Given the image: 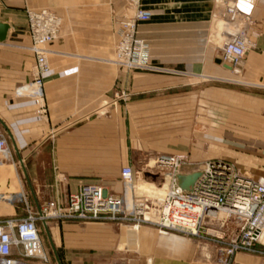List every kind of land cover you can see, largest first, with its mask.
I'll list each match as a JSON object with an SVG mask.
<instances>
[{
	"label": "crops",
	"instance_id": "1",
	"mask_svg": "<svg viewBox=\"0 0 264 264\" xmlns=\"http://www.w3.org/2000/svg\"><path fill=\"white\" fill-rule=\"evenodd\" d=\"M126 2L0 0V23L9 26L0 42V128L11 162L0 159V220L39 213L48 201L64 204L82 184L118 195L120 169L141 153L224 160L245 177L264 178V0H237L253 44L239 74L209 42L217 0H139L151 18L135 36L156 70L123 72L112 56ZM43 8L62 25L47 45L38 98L26 10ZM21 86L30 93L17 95ZM197 108L204 116L196 119ZM199 127L204 132L192 135ZM152 129L163 131L159 140L146 139ZM37 228L46 261L13 247L22 264H200V242L174 232L99 221H39ZM232 264H264V257L237 254Z\"/></svg>",
	"mask_w": 264,
	"mask_h": 264
},
{
	"label": "built area",
	"instance_id": "2",
	"mask_svg": "<svg viewBox=\"0 0 264 264\" xmlns=\"http://www.w3.org/2000/svg\"><path fill=\"white\" fill-rule=\"evenodd\" d=\"M127 1L133 14H124L120 21L112 62L127 73L154 71L146 45L135 36L137 24L149 21L151 12L141 8L139 0ZM216 3L217 13H222L221 61L239 74L245 54L253 46L248 37L251 19L239 10L237 0ZM26 24L31 40L28 50L35 58L31 87L42 98V75L49 71L47 45L58 38L62 19L46 8L27 9ZM29 88L21 86L15 92L23 96L30 93ZM0 156H10L1 128ZM194 172L200 173L194 185L187 191L181 189L177 177ZM147 174L168 176L166 190L152 191L151 186L162 188L148 182ZM116 182L122 186L118 195L104 185L82 184L67 195L64 204L52 200L39 213L27 210L25 218L0 220V264H22L12 257L13 247L20 249L23 258L46 261L40 251L39 221H99L135 229L149 226L159 233L174 232L203 242L216 250L219 264H232L237 254L264 257V178L245 177L224 160L195 163L185 155H160L138 166H123ZM228 221H234L236 227L229 230Z\"/></svg>",
	"mask_w": 264,
	"mask_h": 264
},
{
	"label": "rangeland",
	"instance_id": "3",
	"mask_svg": "<svg viewBox=\"0 0 264 264\" xmlns=\"http://www.w3.org/2000/svg\"><path fill=\"white\" fill-rule=\"evenodd\" d=\"M119 13L120 14H119V17L117 18V22H118L119 27H120V21H121L122 17L124 16V14H126V15H132L133 14V10L128 6V1L126 2V5L124 6V8ZM221 14L222 13H213V23H212V28H211V35L209 37V42H210L211 45H214V46H220L221 45V42L220 43H216L213 40V38L215 37V33L217 31V28H216L217 21H220L221 22V25H222V17H221ZM112 58H114V55L112 56ZM123 72H125V71H123ZM199 108H203V107H199ZM197 111H199V112L196 114V119L198 117H203L204 116V112L203 111L198 110V108H197ZM197 122H198V120H197ZM200 125L202 126V124H200ZM160 132H163V131L156 130V129L147 130V137H146V139L148 141H156V140H159V133ZM203 132H204V130L201 129L200 127L197 128L196 130H191L192 135H194V134H197V135L198 134H202ZM191 139L194 140L195 138L193 139V137H192ZM149 154H151V155H149ZM160 155H157V154L155 155L154 152H149L148 154L141 153V154H138V157H137V159H135V161H133V164H135L136 166H138L140 163H145V161L147 162L150 159L152 160V158H154L156 156H160ZM185 156H187V155H185ZM0 159H2L7 164H10L11 163V162H9L10 156H9L8 159H4L2 156H0ZM226 162H228V161H226ZM147 181L148 182H154L155 183V181H153V180H147ZM155 185L158 186L157 183H155ZM221 218L224 219V216H221ZM226 224H227V228L229 230H232V229H234L236 227V223H234V221H228ZM146 227H149V226H146ZM210 227L212 228L211 230H213L215 228V226H210ZM133 229H135V228H133ZM208 233H211L212 234L214 232L213 231H209ZM199 244L200 245L197 247V261L200 264H212V263L213 264H219V263L216 262V259L214 260V258H213L215 255L217 256L216 250L214 248H211L210 246L205 245L203 242H200Z\"/></svg>",
	"mask_w": 264,
	"mask_h": 264
},
{
	"label": "water",
	"instance_id": "4",
	"mask_svg": "<svg viewBox=\"0 0 264 264\" xmlns=\"http://www.w3.org/2000/svg\"><path fill=\"white\" fill-rule=\"evenodd\" d=\"M9 26L4 23H0V42H4ZM199 172H194L188 175H179L177 177L178 186L183 190H189L199 177ZM146 180H153L159 187L168 180V176L146 175ZM262 238V237H261ZM264 244V241H263Z\"/></svg>",
	"mask_w": 264,
	"mask_h": 264
},
{
	"label": "bare ground",
	"instance_id": "5",
	"mask_svg": "<svg viewBox=\"0 0 264 264\" xmlns=\"http://www.w3.org/2000/svg\"><path fill=\"white\" fill-rule=\"evenodd\" d=\"M216 28H217V31H216V33H215V37L213 38V40H214V42H216V43H220L221 41H222V38L220 37V31H221V29H222V25H221V22L220 21H217V23H216ZM153 186H151V190L152 191H154L155 189V191H157V192H163V191H165L166 190V188H167V181H166V183H165V185H164V187H165V189H157L155 186L152 188ZM140 190V189H139Z\"/></svg>",
	"mask_w": 264,
	"mask_h": 264
}]
</instances>
